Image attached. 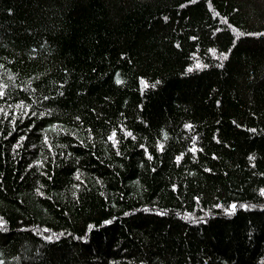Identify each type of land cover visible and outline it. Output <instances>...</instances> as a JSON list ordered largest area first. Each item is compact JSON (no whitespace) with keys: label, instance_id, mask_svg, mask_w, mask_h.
<instances>
[{"label":"trees","instance_id":"1","mask_svg":"<svg viewBox=\"0 0 264 264\" xmlns=\"http://www.w3.org/2000/svg\"><path fill=\"white\" fill-rule=\"evenodd\" d=\"M0 88V264H264V0H0Z\"/></svg>","mask_w":264,"mask_h":264},{"label":"snow or ice","instance_id":"2","mask_svg":"<svg viewBox=\"0 0 264 264\" xmlns=\"http://www.w3.org/2000/svg\"><path fill=\"white\" fill-rule=\"evenodd\" d=\"M196 67L197 68H199V67H201V65H199V64H197L196 65ZM189 71H191V69H189ZM117 83H122V81H119V80H117ZM147 86V85H146ZM4 95V92L2 91V88H0V96H3ZM20 107H23V105H20ZM128 135H131V133H128ZM161 147H163L162 145H161ZM194 150V149H193ZM149 158H151V157H149ZM179 159V158H178ZM235 207V205H233V208Z\"/></svg>","mask_w":264,"mask_h":264},{"label":"bare ground","instance_id":"3","mask_svg":"<svg viewBox=\"0 0 264 264\" xmlns=\"http://www.w3.org/2000/svg\"><path fill=\"white\" fill-rule=\"evenodd\" d=\"M245 205V204H244ZM239 206V205H238ZM212 216V215H211Z\"/></svg>","mask_w":264,"mask_h":264}]
</instances>
